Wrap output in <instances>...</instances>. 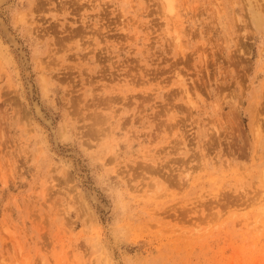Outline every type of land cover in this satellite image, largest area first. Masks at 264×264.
Returning <instances> with one entry per match:
<instances>
[{"label": "rangeland", "instance_id": "obj_1", "mask_svg": "<svg viewBox=\"0 0 264 264\" xmlns=\"http://www.w3.org/2000/svg\"><path fill=\"white\" fill-rule=\"evenodd\" d=\"M0 264H264V0H0Z\"/></svg>", "mask_w": 264, "mask_h": 264}, {"label": "bare ground", "instance_id": "obj_2", "mask_svg": "<svg viewBox=\"0 0 264 264\" xmlns=\"http://www.w3.org/2000/svg\"><path fill=\"white\" fill-rule=\"evenodd\" d=\"M179 43V42H178ZM47 81V80H46ZM45 87H46V85H45ZM189 100V99H188ZM191 103V102H190Z\"/></svg>", "mask_w": 264, "mask_h": 264}]
</instances>
